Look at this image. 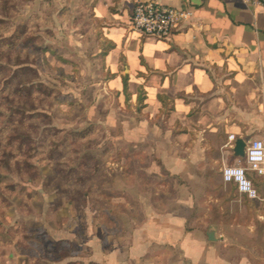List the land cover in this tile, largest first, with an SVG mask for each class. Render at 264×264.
<instances>
[{"label":"rangeland","instance_id":"obj_1","mask_svg":"<svg viewBox=\"0 0 264 264\" xmlns=\"http://www.w3.org/2000/svg\"><path fill=\"white\" fill-rule=\"evenodd\" d=\"M100 28L88 4L0 0V248L27 252L38 236L53 244L47 230L155 227V197L189 198L190 209L167 205L192 213L186 229L225 235L232 263L244 256L264 264L262 177L247 171L260 197L248 201L222 182L216 155L202 171H159L155 132H142L135 111L104 89ZM233 164L247 167L244 158ZM158 254L159 263L178 257Z\"/></svg>","mask_w":264,"mask_h":264},{"label":"crops","instance_id":"obj_2","mask_svg":"<svg viewBox=\"0 0 264 264\" xmlns=\"http://www.w3.org/2000/svg\"><path fill=\"white\" fill-rule=\"evenodd\" d=\"M137 1L185 10L188 16L167 39L140 36L131 30L129 21ZM72 2L88 4L93 18L101 22L103 41L112 45L101 56L104 89L117 95L120 108L135 111L142 132L144 128L155 132L159 171L163 168L173 176L202 171L215 155L223 167L229 166L228 161L241 159L233 151L237 139L246 144L264 140V7L245 0ZM123 77L128 79L127 97ZM229 136L235 140L229 141ZM261 177L264 183V176H256ZM162 185L163 181L155 182V186ZM259 199L258 193L257 199L247 200ZM171 203L190 209L189 198L155 197V227L118 233L90 225L80 233L65 229L62 236L47 230V238L67 242L72 248L60 257L45 247L46 255H40L38 264L254 263L244 256L230 262L223 253L229 246L225 235L217 232L215 241H210L208 231L186 229L192 213L182 216L167 208ZM177 219L180 226L173 227ZM5 248L10 250L7 264H30L14 244ZM160 250L175 251L178 257L159 263Z\"/></svg>","mask_w":264,"mask_h":264},{"label":"built area","instance_id":"obj_3","mask_svg":"<svg viewBox=\"0 0 264 264\" xmlns=\"http://www.w3.org/2000/svg\"><path fill=\"white\" fill-rule=\"evenodd\" d=\"M254 5L264 7V0H245ZM188 16L185 10L176 9L170 6L161 5L154 1H137L134 3L132 8V13L130 15V27L131 30L140 36L152 37L158 40L167 39L171 34L179 27L180 23ZM234 136H229V141L233 142ZM259 140V139H255ZM254 141V140H252ZM251 147V144H247ZM255 151V149H254ZM244 160L247 167H243L240 164H235L232 166H224L221 169V179L223 183L229 184L234 187L236 192L246 197L247 199L254 200L258 198V192L254 187L252 181L247 175V171L253 172L256 176H264L259 174L255 169L252 168L251 164L246 159V148ZM239 163V162H238ZM264 167V165H261ZM228 167H239L244 169V177L250 182L252 189L255 191V196L251 197L247 191L242 192L240 190V185L235 179L226 182L223 178L224 171Z\"/></svg>","mask_w":264,"mask_h":264},{"label":"clouds","instance_id":"obj_4","mask_svg":"<svg viewBox=\"0 0 264 264\" xmlns=\"http://www.w3.org/2000/svg\"><path fill=\"white\" fill-rule=\"evenodd\" d=\"M251 147L246 145V159L259 174L264 175V140L249 141ZM255 149V151H254ZM244 169L239 167H228L223 174L226 182L233 179L240 185L242 192L247 191L251 197L255 196V191L252 189L250 182L243 175Z\"/></svg>","mask_w":264,"mask_h":264},{"label":"trees","instance_id":"obj_5","mask_svg":"<svg viewBox=\"0 0 264 264\" xmlns=\"http://www.w3.org/2000/svg\"><path fill=\"white\" fill-rule=\"evenodd\" d=\"M112 48V45H108L106 46V48H104L103 52L101 53L102 56H104L108 50H110ZM122 84H123V92L125 94V97H127V87H128V79L127 77H123L122 78ZM140 95V94H139ZM139 101H140V96L138 97ZM5 156V159H7V156L6 155H3ZM7 164V162L5 163ZM4 210V209H3ZM32 240V239H31ZM37 242L39 243H35V244H29L31 245L30 246V249H27L28 253L24 250H20V246L14 244L17 252L21 255V256H27V257H31L33 258V262L35 264H38L40 262L39 258H40V255L43 253V245H48L47 246V249L49 251H53V252H57L60 257H65L68 255V250H71L72 248V245L67 243V242H56V243H53V244H46L47 243V240L45 239L44 236H38L36 238ZM35 241V240H34Z\"/></svg>","mask_w":264,"mask_h":264},{"label":"water","instance_id":"obj_6","mask_svg":"<svg viewBox=\"0 0 264 264\" xmlns=\"http://www.w3.org/2000/svg\"><path fill=\"white\" fill-rule=\"evenodd\" d=\"M246 142L243 139H237L234 143L233 151L235 156L243 158L245 155ZM207 237L210 241H215L214 230H209L207 232Z\"/></svg>","mask_w":264,"mask_h":264}]
</instances>
